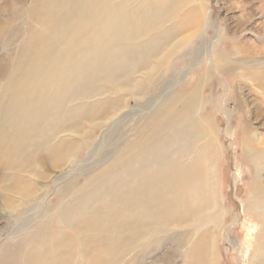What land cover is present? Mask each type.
<instances>
[{
  "label": "bare ground",
  "instance_id": "1",
  "mask_svg": "<svg viewBox=\"0 0 264 264\" xmlns=\"http://www.w3.org/2000/svg\"><path fill=\"white\" fill-rule=\"evenodd\" d=\"M185 1L33 0L31 28L18 54L21 70L9 94L0 100V166L8 171V187L23 202L35 197V187L22 172L42 176L44 169L69 163L102 125L91 124L90 118L109 117L124 105V91L133 97L152 81L156 67L149 59L157 45L172 46L186 20L199 25L197 18L179 13ZM166 21L169 33L157 38L166 29ZM146 42L148 49L143 51L140 46ZM237 58L226 54L221 60L214 57L213 64L220 61L217 65L225 73H233L237 65H249L245 58ZM137 72L144 80L134 79ZM259 84L264 88V83ZM192 88L191 97H182L180 108H160L152 118L153 125L122 148L107 168L82 183L66 184L48 214L51 225L41 224L43 230L33 234L32 243L48 237V246L54 251L50 258L58 264H70L73 254H79L82 264H110L116 254L145 251L144 244L170 231L171 238L177 237L169 248L171 253L184 246L180 236L185 235L191 244L190 263L212 264L209 231L198 235V240L190 238L211 217L206 210L214 207L213 201L200 197L205 180L189 174L193 169L204 171L195 165L203 148L195 149V156L187 162L203 133L201 123L190 119V106L196 104L198 91L195 83ZM96 96L105 97L83 103ZM85 127L89 130L84 131ZM161 133H168V144L141 151L150 138L155 141ZM158 154L164 156L159 163L155 160ZM131 173L135 181L129 179ZM124 177L128 179L124 181ZM263 198V187L252 184L247 204L260 209ZM258 226V233L247 243L248 251H255L253 257L248 255L247 264H264L263 215ZM90 241L95 243L90 245ZM33 256L21 254L18 264H32Z\"/></svg>",
  "mask_w": 264,
  "mask_h": 264
},
{
  "label": "rangeland",
  "instance_id": "2",
  "mask_svg": "<svg viewBox=\"0 0 264 264\" xmlns=\"http://www.w3.org/2000/svg\"><path fill=\"white\" fill-rule=\"evenodd\" d=\"M33 3V0H0V100L9 94L19 76L22 62L18 54L31 28ZM179 13L197 18L199 25L186 20L179 34L181 39L177 37L169 47L157 45L155 55L149 59L156 67L152 81L133 97L124 91V105L109 117L90 118L91 124L102 125L96 127L89 143L80 145L69 163L44 169L42 176L22 172L34 183V198L23 202L8 187L6 170L0 166V264H18L25 253L34 255L32 264H58L50 258L54 251L48 246V237L32 243L33 234L43 230L39 228L41 224L51 225L48 214L53 212L56 195L66 184L82 183L86 177L107 168L122 148L153 125L152 118L160 108L172 105L180 108L182 97H191L194 83L198 91L196 104L190 106V119L201 123L203 133L195 141L187 162L195 156V149L203 148L202 158L195 165L204 173L193 169L189 174L205 180L206 188L200 197L213 201L214 207L206 210L211 217L199 224L198 234L188 236L198 240L209 231L212 251L208 258L212 264H247L248 255L253 257L255 251H248L247 243L259 231V220L264 216L260 209L264 205L253 209L246 199L252 184L264 189V88L259 86V82L264 83V0H187ZM166 22L167 27L161 33L153 31L158 33L157 38L169 33ZM140 49L147 50V42ZM226 54L234 60L245 58L249 65H237L233 73H225L217 65L220 61L216 60V66L213 64V58L221 60ZM133 77L144 80L141 72ZM102 97L83 103L99 102ZM83 129L88 131L89 127ZM148 143L141 151H149L150 146L160 143L168 144V133L159 134L155 141L150 138ZM141 151L136 152L137 156ZM163 157L158 154L156 162H162ZM133 176L131 173L129 179L135 181ZM170 236V231L161 232L156 241L143 245L145 251L121 252L109 263L193 264L188 237L180 236L185 240L184 246L171 253L169 248L177 237ZM93 243L90 241V245ZM73 256L70 264H82L79 254Z\"/></svg>",
  "mask_w": 264,
  "mask_h": 264
}]
</instances>
